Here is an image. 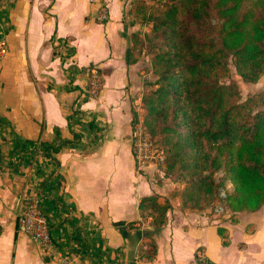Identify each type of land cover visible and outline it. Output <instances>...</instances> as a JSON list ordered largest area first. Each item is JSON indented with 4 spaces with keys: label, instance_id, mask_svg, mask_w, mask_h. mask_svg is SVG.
Returning a JSON list of instances; mask_svg holds the SVG:
<instances>
[{
    "label": "crops",
    "instance_id": "1",
    "mask_svg": "<svg viewBox=\"0 0 264 264\" xmlns=\"http://www.w3.org/2000/svg\"><path fill=\"white\" fill-rule=\"evenodd\" d=\"M99 3L109 13L101 23ZM127 4L0 0L7 42L0 59V264H197L199 255L214 264H264V204L239 212L234 223L228 214L183 211L161 171L136 169L131 102L140 74L139 64L125 61ZM92 68L100 82L94 97L87 95ZM31 194L66 263L43 256L18 231ZM151 194L170 198L159 228L139 213L140 198ZM150 241L152 261L142 256Z\"/></svg>",
    "mask_w": 264,
    "mask_h": 264
},
{
    "label": "trees",
    "instance_id": "2",
    "mask_svg": "<svg viewBox=\"0 0 264 264\" xmlns=\"http://www.w3.org/2000/svg\"><path fill=\"white\" fill-rule=\"evenodd\" d=\"M130 13L150 25L145 40L154 80L144 81L143 121L159 137L164 175L184 180L169 197H178L183 211L208 209V215L222 202L233 223L239 212L258 210L264 204V89L241 100L237 84L223 80L230 59L244 81L264 74V0H134ZM141 43L132 34L127 64ZM169 197L142 196L140 216L163 226ZM217 232L227 245L226 229L218 225ZM156 250L150 241L142 256L152 261Z\"/></svg>",
    "mask_w": 264,
    "mask_h": 264
},
{
    "label": "built area",
    "instance_id": "3",
    "mask_svg": "<svg viewBox=\"0 0 264 264\" xmlns=\"http://www.w3.org/2000/svg\"><path fill=\"white\" fill-rule=\"evenodd\" d=\"M95 2L96 0H88ZM109 18L108 8L105 4L99 3L95 15L96 22H105ZM7 53V42L4 37H0V59ZM90 79L88 83L87 95L94 97L98 93L100 86L99 73L96 68L90 69ZM131 152L136 164V169L140 171L144 165L153 164L157 167L164 164L165 156L162 150H158L155 142L148 137L141 127L133 128L131 134ZM220 195L224 196L222 191ZM223 207L217 205L214 207L215 214L223 213ZM17 229L19 232L27 235L39 247L43 256L58 258L61 263H66V257L56 246L48 220L40 207V199L37 195L31 194L24 197L23 205L17 216ZM197 264H214L202 255L197 258Z\"/></svg>",
    "mask_w": 264,
    "mask_h": 264
},
{
    "label": "rangeland",
    "instance_id": "4",
    "mask_svg": "<svg viewBox=\"0 0 264 264\" xmlns=\"http://www.w3.org/2000/svg\"><path fill=\"white\" fill-rule=\"evenodd\" d=\"M134 0H128V4H127V19H126V26H129V29L126 33V48L128 45L132 44V34H137L144 42L141 43L135 50L133 53V56L136 57V60H134V64L137 63L139 64V74H140V87L139 89L136 91V93L134 94L133 100H132V111H133V119H132V127L133 128H137L138 125L141 127V129L143 130V132L150 137L151 140H153L158 148V150H162L163 154L165 156L164 150L160 149V142H159V137L158 136H154L152 134H150L147 126L145 125L144 121H143V108H142V97L143 94L146 90V88H148L149 86H147L144 81H153L154 80V76L152 73V64L150 61L151 58V54L148 50V47L146 45V40H145V34L150 30V25L146 22H144L142 19L137 18L136 16H133L130 13V9L132 7V2ZM126 51V50H125ZM131 63V64H133ZM229 66H230V76L228 78H225L223 81L228 83L230 81L235 82L238 86L239 92H240V97L241 100L246 99L248 96L252 95L253 93L259 92L261 90L264 89V75H261V77L258 79L257 82L252 83V82H247L244 81L236 72L233 62L230 59L229 60ZM165 160V159H164ZM153 165V164H151ZM155 166L159 171L162 172V174L164 175V164L159 165L158 167L156 165ZM220 172L217 174L219 175ZM166 176L169 180V183H172L171 185V191L170 192H176L178 191L182 186H183V182L184 180L182 178H180L179 176H177V174L175 173H170L169 175H164ZM226 188L230 189L231 188V183L229 181L226 182ZM224 192L225 195L222 196L220 195L221 192ZM219 193V197L220 199H224L226 197V191L225 189H221ZM179 199V198H178ZM217 205H221L224 209V205L222 202H216L215 206ZM214 206V207H215ZM208 209H205L203 211L207 212ZM214 210V208L212 209ZM212 214H215L214 212ZM228 214V211H224L223 213L220 214H216V215H220V216H224Z\"/></svg>",
    "mask_w": 264,
    "mask_h": 264
}]
</instances>
